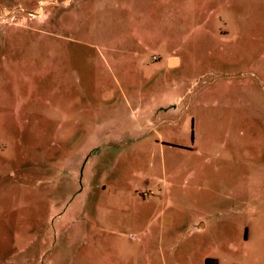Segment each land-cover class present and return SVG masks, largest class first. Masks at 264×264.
<instances>
[{"label":"rangeland","instance_id":"rangeland-1","mask_svg":"<svg viewBox=\"0 0 264 264\" xmlns=\"http://www.w3.org/2000/svg\"><path fill=\"white\" fill-rule=\"evenodd\" d=\"M92 1L0 0V264H93L108 254L137 256L141 264L152 256L156 264H199L203 254L219 264H264V209L255 195L264 189L255 179L264 167L244 164L253 176L246 182L225 131L221 144L199 142L200 152L189 155H165L142 136L180 129L191 142L194 130L199 137L201 129L228 128L218 72L196 63L202 42L194 41L182 69L149 66L124 80L84 44L103 23ZM246 11L264 22V5ZM254 83L253 110L264 112V82ZM166 96L177 100L172 111L149 118L138 110ZM230 96L227 90L223 99ZM101 122L109 125L99 129ZM253 127L264 128V119L254 117ZM202 161H208L205 179L203 168L191 166ZM218 162L222 177L213 183ZM108 190L137 193L126 233L93 218ZM200 213L232 226L226 235L234 241L218 251L208 238L202 243L191 232ZM165 222L171 228L158 238L168 234L172 244L141 239L149 226Z\"/></svg>","mask_w":264,"mask_h":264},{"label":"crops","instance_id":"crops-1","mask_svg":"<svg viewBox=\"0 0 264 264\" xmlns=\"http://www.w3.org/2000/svg\"><path fill=\"white\" fill-rule=\"evenodd\" d=\"M93 3H97L99 7L103 23L101 32L87 36L84 44L90 51L96 48L101 62L108 70L120 72L124 80L128 79L130 72L134 75L132 81L136 80L135 72L139 74L149 66H154L155 69H182L189 62L194 41L202 42L197 50L201 57L196 63L212 64L214 70L218 72L221 84L218 100L222 112L228 109V112L222 114V116L229 114L228 128L214 125L211 129H201L199 137L194 130L190 142L187 133L183 136V130L170 129L171 133L167 137L157 130L159 138L153 139L151 136L147 137L149 134L145 130L146 127L140 125V128L145 130L143 139L147 142L152 141L165 155L166 150L169 151V155L176 152L189 155L195 151L200 152L197 146L199 142L221 144V133L225 131L230 141V149L239 157L236 168L241 170L244 168L241 174L250 184L253 176L246 174L244 164L252 166L255 162L264 167V128L253 127L254 117L264 119V112L253 110L252 106L253 92L257 87L253 82H264V22L262 16H253L247 13L246 8L253 5L257 9L262 8L264 0H93ZM99 26L96 24L95 30ZM153 53H158L159 57L154 55L150 59ZM247 71L251 72L249 76L245 73ZM227 90L231 93L230 101L223 99V94ZM176 101L173 96L153 98L143 109L138 110L141 109L150 118L155 111H172ZM104 125L109 123L101 122L97 128H104ZM169 125L171 126V122ZM174 125L172 122V126ZM209 131L213 133L211 139L202 137L203 132ZM183 162L181 161L184 168L186 164L183 166ZM170 163L172 166L173 162ZM207 163L208 161H202L191 166L198 172L203 168L201 176L206 175L205 179L208 177L205 169ZM221 168L218 162L214 169L218 176H213V183L218 181L219 176L222 177L219 173ZM201 176L195 177L197 182L203 179ZM225 177L231 178V175ZM255 179L261 181L264 186V175ZM255 195L261 198L257 208L264 209V189L259 193L255 192ZM136 196V192L129 190L103 191L93 218L96 217L98 224L104 228L112 227L123 233L128 232L134 226L133 208ZM181 196H188V193H182ZM194 226L196 228L191 231L193 235L202 237L198 238L202 243L208 238L209 247L216 248L217 251L234 241L231 233L226 235V232L233 230L232 226L212 222L201 213L197 215ZM148 228L142 232L141 239L150 243L159 240V246L162 248L172 244L173 238L170 235L162 233L158 238L157 233L170 229V223L165 222ZM204 256L205 254L199 264H219L216 257H210L205 261ZM156 261V256L148 257L147 264H156ZM93 264H141V262L137 256L115 257L114 254H108Z\"/></svg>","mask_w":264,"mask_h":264}]
</instances>
